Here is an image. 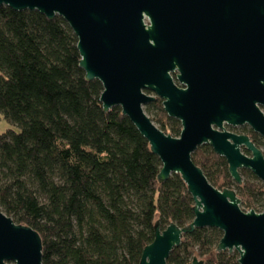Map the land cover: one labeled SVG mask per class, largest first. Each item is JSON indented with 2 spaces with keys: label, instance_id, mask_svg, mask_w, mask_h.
<instances>
[{
  "label": "trees",
  "instance_id": "16d2710c",
  "mask_svg": "<svg viewBox=\"0 0 264 264\" xmlns=\"http://www.w3.org/2000/svg\"><path fill=\"white\" fill-rule=\"evenodd\" d=\"M80 61L62 16L0 5V116L20 128L0 135V208L40 233L45 264H139L157 225H189L195 202L180 174L159 179L148 139L120 106L104 109L103 84ZM146 111L180 136L161 98ZM193 160L216 187L234 188L244 210L262 211L264 183L252 171L237 183L207 144ZM222 236L216 227L184 234L168 264H239L237 251L217 250Z\"/></svg>",
  "mask_w": 264,
  "mask_h": 264
},
{
  "label": "water",
  "instance_id": "95a60500",
  "mask_svg": "<svg viewBox=\"0 0 264 264\" xmlns=\"http://www.w3.org/2000/svg\"><path fill=\"white\" fill-rule=\"evenodd\" d=\"M229 1L233 54L228 74L220 77L213 63L198 60L194 46L214 28L227 0H0L15 10L62 16L78 37L87 79L103 84L104 109L120 106L148 139L162 162L160 180L178 173L187 184L194 220L185 227L158 224L139 264H168L184 234L205 227L223 231L218 251H237L239 264H264V209L245 211L235 189L216 187L193 160L207 144L227 160L235 181L242 183L241 169H248L264 182L262 150L225 126L249 122L264 136V112L256 106L264 104V0ZM157 98L181 121L180 136L165 132L148 115L145 107ZM0 264H45L40 233L1 208ZM190 264L206 261L194 256Z\"/></svg>",
  "mask_w": 264,
  "mask_h": 264
},
{
  "label": "flooded vegetation",
  "instance_id": "af4514ba",
  "mask_svg": "<svg viewBox=\"0 0 264 264\" xmlns=\"http://www.w3.org/2000/svg\"><path fill=\"white\" fill-rule=\"evenodd\" d=\"M230 7H231V3L229 0H227L225 11L221 12L220 10H218L219 14H217V17L214 18V22H215L214 28L211 29L208 35L201 34L200 37L198 38L199 42H197V44L194 46L195 55H197L198 60L199 58L207 59L211 63H213L216 69V72L218 73L220 77H222L224 73L226 75L228 74V69L230 66V59L233 54V36H232V31H231V8ZM223 24L225 25V32L223 31V28H222ZM244 47H245V44L242 40L240 49H244ZM203 62L204 61H201L200 64ZM224 70L226 72H224ZM172 75L177 81V71L173 72ZM178 84L181 88H187L186 83L178 81ZM256 106L261 111L264 112V104L257 101ZM225 126H226V129L229 130L230 132L249 136L250 140L258 148H260L262 152L264 153V136L260 132L256 131L249 122H245L244 124H239V125L226 124ZM241 149L245 154L251 155V151L248 150L246 146L242 145ZM242 170L243 169H241V171ZM242 183H239V184H242ZM241 204H242V200H241ZM263 209H264V206H263Z\"/></svg>",
  "mask_w": 264,
  "mask_h": 264
},
{
  "label": "rangeland",
  "instance_id": "374dc122",
  "mask_svg": "<svg viewBox=\"0 0 264 264\" xmlns=\"http://www.w3.org/2000/svg\"><path fill=\"white\" fill-rule=\"evenodd\" d=\"M145 109H146V107H145ZM147 113L150 117L154 116L153 113H151L149 111H147ZM9 130L19 131L20 128L17 125H14L13 123H11L5 117L0 116V135L9 131Z\"/></svg>",
  "mask_w": 264,
  "mask_h": 264
}]
</instances>
